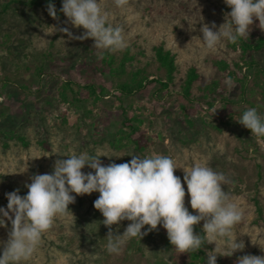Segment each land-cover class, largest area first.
I'll use <instances>...</instances> for the list:
<instances>
[{"label": "rangeland", "instance_id": "1", "mask_svg": "<svg viewBox=\"0 0 264 264\" xmlns=\"http://www.w3.org/2000/svg\"><path fill=\"white\" fill-rule=\"evenodd\" d=\"M101 2L109 23L121 29L126 43L122 51L112 52L117 60L127 47L133 52L143 49L145 54L138 55L128 69H140L150 79L165 78L154 50L163 43L176 54L175 83L164 90L159 83H148L125 95L116 89L119 78L104 64L106 50L94 48L93 38L74 39L59 31L67 27L73 36L85 31L67 23L65 14L50 19L42 8L26 10L22 16L4 14L0 17V134L24 135L29 145L11 138L5 147L0 135V208H7V193L19 190L26 195L30 178L51 174L55 161L69 158L67 154L106 153L111 157H100L105 166L130 162L132 155L160 154L174 160V174L181 179L185 206L192 214L197 213L190 205L183 167L200 163L227 178L223 190L243 214L233 232L245 248L232 256L218 254L217 264H237L246 254L264 256V138L252 137L251 130L235 120L249 108H256L264 118V50L254 57L249 53L255 63H243L231 74L213 65L215 58L233 65L240 55L227 40L214 52L202 40L204 24L211 27L214 22L218 29L226 22L225 13L231 9L224 0H128L124 9L114 0ZM191 66L197 67L200 78L187 105L180 92ZM85 85H93L98 97ZM65 89L68 100L61 95ZM133 116L142 123L131 119L139 128L125 140V147L116 149L109 140L124 119ZM42 138L49 141L50 150L40 144ZM82 171L95 170L86 165ZM71 194L76 200L67 215L54 220L33 256L22 264H187L188 254L176 251L162 224L154 233L127 240L119 254H109L108 228L94 207L100 193ZM129 223L114 224L113 232L123 234ZM10 228V221L7 228L0 226V255ZM214 247L213 243L207 251ZM220 251L228 249L222 244Z\"/></svg>", "mask_w": 264, "mask_h": 264}, {"label": "clouds", "instance_id": "2", "mask_svg": "<svg viewBox=\"0 0 264 264\" xmlns=\"http://www.w3.org/2000/svg\"><path fill=\"white\" fill-rule=\"evenodd\" d=\"M224 2L231 9L225 13L226 22L218 29L214 22L211 27L204 24L200 29L204 45L210 52L216 51L223 40L236 43L240 38H247L254 20L259 21L257 27L264 31V0ZM114 3L124 9L128 0H114ZM47 11L57 18L53 3L47 5ZM60 11L67 17V23L85 30L82 35L73 36L67 27L59 29L69 37L93 38L94 48L109 52L122 51L126 47L121 29L109 23V13L102 7L101 0H63ZM50 34L45 32V35ZM235 120L250 129L252 137L264 138V118L256 108L246 109ZM66 156L69 158L55 161L51 174L33 175L31 183L25 185L29 190L26 195L21 196L19 190L6 194L8 204L7 208H0V226L7 228L10 221L11 228L0 264L28 261L54 220L67 215L69 205L76 200L71 193L81 196L100 193L94 207L102 213V223L108 228L106 250L109 254H119L127 240L142 238L161 224L179 253L199 251L205 244L214 243L215 247L207 252V264H217L218 254L232 256L245 248L244 242L238 241L233 232L243 214L223 190V184L227 183L223 173L200 163L183 167L190 205L197 213L192 214L185 206L186 193L181 179L174 174L177 166L169 156L153 154L141 158L132 155L130 162H112L107 166L102 164L100 157L111 156L99 151L95 155L72 153ZM86 165L94 169V173H84L82 169ZM124 220L131 223L123 234L114 233L112 226ZM201 221L203 234H196L194 226ZM146 225L150 227L142 231ZM222 244L228 251H220ZM237 264H264V256L246 254L238 258Z\"/></svg>", "mask_w": 264, "mask_h": 264}, {"label": "trees", "instance_id": "3", "mask_svg": "<svg viewBox=\"0 0 264 264\" xmlns=\"http://www.w3.org/2000/svg\"><path fill=\"white\" fill-rule=\"evenodd\" d=\"M53 3L57 10V18H61L64 16V13L60 11L63 6V0H0V17H3L4 14H8L11 11L15 12L19 15H23L26 10H38L42 8L46 15L50 19H55L49 15L47 11V5L49 3ZM249 29V36L247 38H240L236 43L233 44L236 50L240 51L239 60L235 61L234 64L225 59V58H215L213 60V65L222 71H230V74L236 72L238 68L243 67V63L245 65H253L255 63V59H249L248 54L250 53L252 57L256 56V54L262 50H264V35L260 33L259 27H257V20H254V23ZM155 57L159 63V67L165 70V78L163 77H154L149 78L148 75L142 74L140 69L129 70V65H133V62L138 58V55H144L145 52L143 49L138 50L137 52H133L132 47H127L123 52V56L118 61L115 54L109 51L103 52V61L105 66L111 68L112 75H116L119 78V82L117 84L116 89H118L121 93L125 95H132L137 91L141 90L148 83H159L161 88L168 89L170 85L175 83L176 75L178 71V63L176 54L172 52L171 49L166 48V46L162 43L154 47ZM44 67L39 68V74H43ZM101 69V68H100ZM105 74L106 72H102ZM200 78V72L197 67L191 66L187 72L186 78L184 79V83L182 86V90L180 95L189 105L190 102L193 101V88L196 82ZM67 85H70L68 83ZM87 89H89V93L97 96L96 89L93 85H85ZM64 100H68V95L66 89L61 93ZM184 104V107H188ZM190 107H193L192 104ZM194 109V107H193ZM139 121L142 123V120L138 119L137 116L125 118L123 121V126L121 129L114 135L113 138L109 140L110 144L116 149H122L126 146V139L132 138L133 133L138 130L139 126L134 124L132 120ZM189 122H192L191 118L188 119ZM128 129V130H127ZM131 129V130H129ZM2 138L5 139L3 145L5 147L8 146V139H16L23 143L25 146L29 145V141L26 136L13 134L11 136L6 135L1 132L0 134ZM40 144L47 150L51 149V145L49 141L45 138L40 140ZM258 210L261 212V208L258 207ZM150 226L146 225L144 228L147 230ZM158 229V226H157ZM156 230L150 231V233H154ZM194 232L196 234H203V229L200 224L194 226ZM211 248V244H205L199 251H194L188 254V262L187 264H207V249ZM160 264H166L165 262H161Z\"/></svg>", "mask_w": 264, "mask_h": 264}]
</instances>
